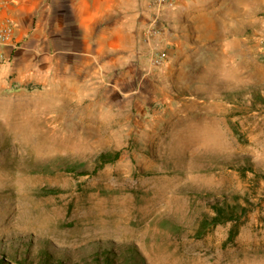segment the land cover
Segmentation results:
<instances>
[{
	"label": "rangeland",
	"instance_id": "1",
	"mask_svg": "<svg viewBox=\"0 0 264 264\" xmlns=\"http://www.w3.org/2000/svg\"><path fill=\"white\" fill-rule=\"evenodd\" d=\"M182 1L145 43L144 4L133 56L103 51L74 86L1 89L0 264H264V0H226L236 25L191 44L167 19ZM216 201L248 209L230 242L233 221L198 232Z\"/></svg>",
	"mask_w": 264,
	"mask_h": 264
},
{
	"label": "crops",
	"instance_id": "2",
	"mask_svg": "<svg viewBox=\"0 0 264 264\" xmlns=\"http://www.w3.org/2000/svg\"><path fill=\"white\" fill-rule=\"evenodd\" d=\"M29 1L33 0H0V18L8 17L14 23L12 41L0 45V91L40 85L50 79L64 87L74 86L77 73L88 68V77L93 74L89 64L97 63L103 51L110 49L121 58L133 56L137 33L145 25L146 0H43L47 1L46 16L32 27L26 17L20 16L34 11L35 5ZM225 1L183 0L167 13V19L171 28L180 26L187 44L194 40L203 43L207 32H218V24L223 30L226 24L236 25L234 19L222 21L215 11L221 7L225 9L224 16L234 17L233 8ZM35 27L48 29L41 33L39 44L46 50L40 58L37 45L26 39L21 43L22 37ZM192 33L197 34L196 38Z\"/></svg>",
	"mask_w": 264,
	"mask_h": 264
},
{
	"label": "trees",
	"instance_id": "3",
	"mask_svg": "<svg viewBox=\"0 0 264 264\" xmlns=\"http://www.w3.org/2000/svg\"><path fill=\"white\" fill-rule=\"evenodd\" d=\"M120 155L119 151L114 153L101 152L97 156V165L93 168L92 172H96L102 168L106 163L116 160ZM212 214H206L200 221L198 232L201 234L206 230L213 228L216 225L224 224L229 221L236 222L228 233L226 242L233 240L234 236L237 234L238 225L240 224L241 218L246 214V207L240 205V203H231L228 201H216L211 205ZM205 230V231H204Z\"/></svg>",
	"mask_w": 264,
	"mask_h": 264
},
{
	"label": "built area",
	"instance_id": "4",
	"mask_svg": "<svg viewBox=\"0 0 264 264\" xmlns=\"http://www.w3.org/2000/svg\"><path fill=\"white\" fill-rule=\"evenodd\" d=\"M180 0H146L147 10L149 13V22L145 27V32L142 35L143 43L148 41L150 36H155L159 34V29L156 26V20L160 21V17L162 15V9L164 7H170L175 5ZM14 35V23L12 19L0 18V45L7 44L12 41ZM164 57V52H154L151 51L149 56V60L158 65ZM3 57L0 55V62L2 61Z\"/></svg>",
	"mask_w": 264,
	"mask_h": 264
}]
</instances>
